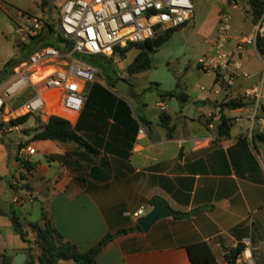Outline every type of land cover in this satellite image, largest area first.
I'll list each match as a JSON object with an SVG mask.
<instances>
[{"label": "crops", "instance_id": "crops-1", "mask_svg": "<svg viewBox=\"0 0 264 264\" xmlns=\"http://www.w3.org/2000/svg\"><path fill=\"white\" fill-rule=\"evenodd\" d=\"M0 8H4L2 0ZM227 10L232 9L223 7L219 18ZM246 12L243 20L250 31L237 33L232 27L227 46L233 60L241 64L240 75L225 87L216 83L214 75L210 92L197 97L195 104L186 103L190 96L186 102L181 97L161 96L155 113L131 84L129 95L115 87L94 85L72 122L84 144L33 139L48 119L29 114L35 126L27 130L25 145H20L22 162L33 165L27 170L22 164L21 174L29 180L25 202L38 201L43 211L42 221H29V225L42 224L45 217L63 241L87 251L106 236L138 225V219L158 205V200L187 215L161 219L147 232L129 230L116 235L97 255V264H193L187 247L198 241L209 244L219 264H230L226 255L240 245L244 249L238 264H264V140L259 137L264 134V91L254 122L253 102L244 95L262 80L259 72L248 67L253 51L260 54L254 47L240 53L235 50L238 39L249 34L258 21L252 7ZM41 41L32 39L31 50ZM12 58L15 51L1 66ZM243 71L251 78H244ZM130 96L142 101L141 108L132 104ZM230 101L239 105H227ZM159 104H165V110ZM3 115L4 121L10 119L9 114ZM236 117L241 120L235 121ZM223 119L230 124L226 135L219 130ZM28 147L35 152L29 154ZM16 198L13 202L24 207ZM140 209L143 214L135 217ZM35 239L36 234L26 236L22 243L9 247L0 237V248L6 252L0 264H13L9 248H26L29 258L30 254L37 257L40 248ZM69 260L59 264H71Z\"/></svg>", "mask_w": 264, "mask_h": 264}, {"label": "built area", "instance_id": "built-area-1", "mask_svg": "<svg viewBox=\"0 0 264 264\" xmlns=\"http://www.w3.org/2000/svg\"><path fill=\"white\" fill-rule=\"evenodd\" d=\"M46 1L62 2L58 47L46 45L47 38L41 34L47 30L48 24L45 26L37 20L31 28L19 30L24 41L34 38L42 41L0 85V111L3 114L14 115L21 110L18 115L36 114L44 119L58 116L72 123L88 100L86 85L95 82L102 73L100 66L87 60L88 57L101 56L116 62L129 45L143 43L165 31L183 28L194 15L191 0H41V4ZM231 9H239L237 0L232 1ZM231 30L229 14L222 13L211 53L198 61L200 68L212 72L216 83L222 87L234 84L241 70V64L233 60L227 49ZM263 37L264 12L252 31L238 39L236 52L254 47L264 64V53L261 54L257 47L258 39ZM241 74L244 78H251L249 72ZM263 91L264 77L258 86L246 89L244 93L253 102L250 111L253 122L261 107ZM19 97L23 102L19 109H14L11 101ZM159 105L165 110V104ZM143 131L141 129L140 133ZM27 152L33 154L35 149L28 147ZM11 183L18 185L16 180ZM142 214L140 209L134 215L140 217Z\"/></svg>", "mask_w": 264, "mask_h": 264}, {"label": "rangeland", "instance_id": "rangeland-1", "mask_svg": "<svg viewBox=\"0 0 264 264\" xmlns=\"http://www.w3.org/2000/svg\"><path fill=\"white\" fill-rule=\"evenodd\" d=\"M191 1L194 7L192 20L185 27L176 29L170 39L158 47L157 51L152 55V66L150 69L135 75L128 73V65L132 63L138 51L137 48H131L126 53V56L121 54L116 62L112 60L113 68L101 73L95 82L86 85L85 91L88 98L91 96L94 85L107 88V85L109 86L107 80L118 77L128 81L132 85L133 91L143 94L144 101L151 106L152 112L155 113L158 112L156 102L161 96H167V92L174 91L176 97L184 94L190 96V100L186 103L191 104L196 103L197 97L210 92V88L214 84V74L203 71L198 61L201 57L211 53L212 44L217 37L219 12L223 7L231 8L233 0ZM237 2L239 9L227 10V13L231 15L233 31L248 33L250 25L248 22H244L243 14L251 10V0H237ZM2 3L4 8H0V68L3 69L1 63L14 51L15 58H23L26 54H29L32 46L31 39L24 41L19 30L31 28L37 20L45 26L48 24L51 27V30H49L48 26L47 30L43 31L44 39H49L51 36V41L59 39L58 20L59 8L62 2L48 3L46 1L42 5L41 0H2ZM46 4H48V8H46ZM253 52L254 55L251 57L248 67L259 72L261 78H263V61L255 50ZM94 58L102 66L108 64V59L106 58L101 56ZM11 76L12 73L8 76L0 73V85ZM109 87L114 88L115 85L114 87ZM201 87H204L205 90L203 91ZM20 98H16L11 102L16 103ZM128 99L134 106L138 105L140 107L139 102L142 101H137L138 99L131 96ZM140 108L137 109V112ZM21 113L22 111L19 110L14 115L9 114V117L14 119L13 116H18ZM4 116L0 111V123H4L0 130V237H3L10 247L11 245L19 244V242L22 243V239L14 231L12 219L7 213L11 215V213L15 212L20 218L26 236L32 238L36 231L29 225V221L41 222L43 211L38 201L33 203L25 202L28 195L25 184L29 180L21 174L23 154L20 152V145H25L28 139L26 132L35 126V121L31 115L30 120L24 123L22 127L9 131L8 121L10 119L4 121ZM40 122V118L37 117L36 124ZM13 180L17 181V186L12 185L11 182ZM15 196L20 198V202H24V207L20 206L19 203L13 202ZM146 211H148V208ZM2 251L0 248V256L6 253ZM68 262L71 264L75 263L70 260Z\"/></svg>", "mask_w": 264, "mask_h": 264}, {"label": "trees", "instance_id": "trees-1", "mask_svg": "<svg viewBox=\"0 0 264 264\" xmlns=\"http://www.w3.org/2000/svg\"><path fill=\"white\" fill-rule=\"evenodd\" d=\"M251 5L253 8L254 17L258 20L264 12V1L263 0H251ZM49 30L51 27L49 25ZM172 31H165L158 34L155 38L147 40L143 43L131 44L125 48L121 54L126 56V53L131 48H137L139 51L138 55L134 58L131 64L128 65L127 71L129 74L134 75L141 72H144L151 68L152 66V55L155 53L159 46L168 41L172 35ZM43 34V33H41ZM51 37L46 40V45H54L58 47L57 40L51 41ZM61 37L59 36V39ZM58 39V40H59ZM257 47L261 54L264 53V37L259 38L257 41ZM29 54H26L23 58H12L6 62L3 69L0 70V73L5 74L6 76L10 75L13 72V68L21 62L23 59L28 57ZM90 62H93L100 66L101 71L105 73L106 70L113 68L112 60L108 59V64L102 66L101 63L95 60L93 57L87 58ZM107 79V78H106ZM108 79L109 86L114 87L117 80ZM167 96H175L174 91L167 92ZM178 97H181L179 95ZM23 102V98L18 99L13 105L15 109L19 108ZM227 105L236 107L239 105L236 101H230ZM30 115L25 114L8 121L9 129H12L15 126L25 123L29 119ZM165 118V116L163 117ZM4 126V123H0V130ZM219 130L222 135L228 134L230 130V124L227 119H223L222 123L219 125ZM11 131V130H9ZM259 137L264 140V134H260ZM33 139L37 140H58V141H68L74 140L82 144L85 143L84 139L78 135L75 127L69 121L58 117L50 116L46 122H42L38 131L34 134ZM22 164L27 170H32L33 165L30 162L23 161ZM155 203L160 204L161 202L155 200ZM185 213H177V216H185ZM11 219L13 223L14 230L21 236L23 240H26V233L23 229V226L20 222L19 216L13 212L11 213ZM31 226L36 231V243L40 248V254L37 257H34L30 254L31 264H59L61 260L72 259L75 261V264H97L96 257L99 252L102 250L104 245L112 240L116 235L127 233L129 230H141L139 225L132 227L130 229H123L118 231L115 235H108L99 242L97 245L93 246L87 251H79L75 244H72L67 241H63L62 236L57 232L52 223L43 217V224L32 223ZM191 261L193 264H219L211 247L206 241H198L188 245L187 247ZM244 247L242 245L233 249L229 254L226 255V259L230 264H238L237 259L242 253ZM31 251V248H30ZM8 257V256H7ZM2 264H8L4 261Z\"/></svg>", "mask_w": 264, "mask_h": 264}, {"label": "water", "instance_id": "water-1", "mask_svg": "<svg viewBox=\"0 0 264 264\" xmlns=\"http://www.w3.org/2000/svg\"><path fill=\"white\" fill-rule=\"evenodd\" d=\"M115 90L120 92L123 95L130 94V83L122 78L117 80L115 83ZM188 99L187 95H182L180 100L182 102H186ZM197 211V210H194ZM191 211V214L194 213ZM176 212L172 210L170 207L164 204H158L152 207V209L146 214L142 215L137 223L140 228L147 232L149 229L159 220L176 216ZM8 254L14 255L13 264H31L30 258L27 255L26 248H18V249H9Z\"/></svg>", "mask_w": 264, "mask_h": 264}]
</instances>
